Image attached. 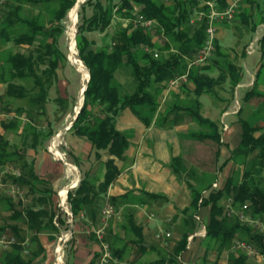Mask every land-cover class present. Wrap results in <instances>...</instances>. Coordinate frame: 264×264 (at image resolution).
<instances>
[{"label":"trees","instance_id":"16d2710c","mask_svg":"<svg viewBox=\"0 0 264 264\" xmlns=\"http://www.w3.org/2000/svg\"><path fill=\"white\" fill-rule=\"evenodd\" d=\"M51 1L57 6L48 7ZM76 1L0 0V83L5 85L4 92L0 94V103L5 112L14 109L17 114L14 118L3 121L4 127L17 128L20 122L18 117L23 112L34 124L35 119L45 114L49 90L58 80L57 70L62 62L67 60L59 47V37L64 31L63 20ZM112 1L85 0L79 5V8L85 4L92 7L89 16L81 15L82 20L77 26L75 36L78 55L89 71V80L83 91V104L70 128L75 134L85 136L91 141L97 150V155H100L99 150H104L108 157L104 161L106 170L100 183L82 179L74 190L68 192L67 199L72 216L81 211L94 215L97 197L104 195L107 187L121 172L116 160L130 163L125 153L129 146V133L116 128L117 118L124 109H130L144 125L148 126L157 111L158 98L166 88V81L188 70L187 81L194 84V89L186 97L188 99L171 104V109H184L199 123L209 126L212 132L208 136L219 142L220 133L217 124L201 115L199 98L202 94L217 95L216 86H220L226 80L229 87L223 88L229 89L228 97L231 98L233 89L242 76L241 66L230 59L229 53L220 45L217 38L214 40L213 54L206 63L187 67L189 60L203 46L208 25L206 16L200 20L196 19L194 23H190V20L195 16L196 9L208 14L211 9L207 5L199 8L195 0ZM253 2L254 0H241L234 18H239L247 24L251 15L243 3ZM26 5L36 6L37 12L34 14L32 10L26 9ZM135 6L140 7L136 11L138 15L141 14L144 19H151L156 23L153 28L164 37L162 44H156L152 40L149 29H144L139 24L134 25L132 19L135 16L133 13ZM215 6L222 11L228 6V0H216ZM259 8L262 9V6L260 5ZM114 12L128 21L126 25L116 26L107 39V30ZM261 20H264L263 14ZM226 22L224 20L216 24ZM90 31L105 32L100 45L88 36ZM257 42L263 60L264 32ZM8 43L15 46L26 45V51L13 52L8 47H4ZM145 45L159 51V56L155 58L152 53L146 52L143 49ZM122 66H129L131 69L132 80L135 83L132 93L121 94L116 84L115 73ZM213 69L219 70L216 77L206 73ZM263 75L262 61L252 87L244 96L246 101L261 100L258 102L259 108H256L246 119H238L242 129L241 139L238 147L232 152L231 159L234 165L240 168L233 171L217 188H212L213 183H209L202 188L192 189L191 203L184 209L186 222L190 228L172 248L161 255L158 260L160 264H175L186 249L190 232L195 229L194 215L198 213L200 207L208 205L210 218L206 225V236L209 241L215 242L216 249H228L233 264H256L255 261L250 260L252 257L244 250L234 247L236 240L246 241L260 255H264V231H260L256 225L242 222L237 215L227 217L224 213L226 200L234 209L246 204L245 213L252 219L260 220L264 228V175H262L264 173V91L258 88V81L264 79ZM18 80H31L32 85L27 88ZM23 99L27 101V106L21 104L15 106ZM55 100L60 102L61 98L57 97ZM185 100L187 104L183 103ZM29 121L26 129H34ZM41 135L44 137L49 134ZM38 136L39 134H36V137ZM19 150L12 147L9 141L0 135V166L10 163L18 167L21 174L9 175L8 178L18 186L26 187L31 196V199L23 204L20 198H12L8 194L0 193V200L7 203L9 209H13V213L0 225V235L6 233L16 238L11 250H4L0 264H31L32 258L25 259L21 255L25 248L22 243L26 237L34 241L38 232L59 233L60 229H65L69 225L66 213L53 201L52 191L44 187V192L37 193L36 185L40 180L32 163L22 159V152L20 153ZM173 166L175 172L182 170L179 158L173 159ZM204 190L208 193L203 196ZM144 195L154 199L162 197L148 192ZM121 197L123 195L112 196L109 201L115 205ZM125 216L126 227L138 231L139 227L131 215ZM55 217L58 225L54 223ZM22 219L26 223L27 232L18 224ZM104 239L109 243L112 254L120 258L122 249L114 245L113 240L107 235V229ZM132 243L139 249H144L142 240H134ZM98 257L99 253L95 254L94 259L88 264H96Z\"/></svg>","mask_w":264,"mask_h":264},{"label":"crops","instance_id":"0c3cea01","mask_svg":"<svg viewBox=\"0 0 264 264\" xmlns=\"http://www.w3.org/2000/svg\"><path fill=\"white\" fill-rule=\"evenodd\" d=\"M243 6L251 15L249 22L245 24L236 17L231 22L234 23L233 26L236 30L241 28L242 24L246 25L249 32L248 39L250 38L251 41L257 38L258 40L260 35L253 38V34H257L261 27L264 28V20H261L264 9L259 8L258 0H254L253 3H243ZM135 8L140 9L139 6H135ZM261 10L263 13L260 12ZM113 19L112 22L116 23L117 21ZM118 20L121 21V19ZM231 29L230 21L216 24V38L229 53L230 59L241 66V69L245 63L250 64L252 69L248 70L250 78L247 82H242L241 76L240 81L233 89L231 98L227 94H202L206 98L203 100L199 98L201 115L217 124L220 133L219 142L208 136L212 132L209 126L199 123L184 109H171L172 97L175 96L180 101L192 93L194 84L191 81H186L178 87L164 88L162 96L158 98L157 111L148 126L132 114L130 109H124L119 116L126 122V125L119 130L129 129L131 131V129H135L137 133V136L129 138V146L125 152L130 163L116 160L121 172L116 180L107 187L104 195L97 197L94 215L85 211L74 216L66 214L69 225L65 229H60L59 233L38 232L34 241L29 239L30 237H26L22 243L25 247L21 252L23 258H32L31 264H53L56 241L62 233H68L69 237L63 243V264L90 263L95 254L100 253V242L95 234L96 229L101 225L99 209L106 205H112L114 212L108 220L107 235L117 248L122 249L118 264H160L158 260L161 255L172 248L182 234L190 228L186 222L184 209L191 203L192 189L202 188L209 183L223 184L233 171L240 168L234 165L231 159L232 152L238 147L241 139L242 129L238 119H246L256 109L255 107L253 111L246 114V104H253L252 101L255 100L246 101L244 96L245 92L252 87L256 79L255 74L264 59L262 60L257 41L253 51H249L251 42L247 39L240 44V52H237L232 46L229 48L225 44L223 35L225 32L230 33ZM102 34L104 35L105 32ZM10 45L11 43H8L4 47L9 48ZM255 54L257 55L256 59L249 58ZM213 70L206 71V73L212 76ZM263 80L258 81V88L261 91H264ZM62 81L63 84L56 89L57 92L63 89L66 84L64 76L58 73L57 85H60L59 83ZM223 83H227V86ZM223 83L220 85L223 89L222 92L228 93L229 89H224L229 87L228 81ZM84 85L80 87V95L83 93ZM4 87L5 85L0 83V94L4 92ZM58 98H61L60 102L53 100L47 102L46 112L43 116L46 122L35 121L34 124L24 115L21 117L19 115L20 122L17 128H6L2 123L0 124V135L8 140L12 147L20 149L22 159L32 163L40 180L36 185L37 193L44 192V187H48L52 191V198L57 207L59 191L61 200L69 206L68 192L74 190L82 179L96 184L100 183L106 170L104 161L108 157L105 151L103 153L99 151L100 155H97V150L91 141L85 136L75 134L70 128L78 112L77 103L73 105L75 112L73 109L69 112L64 103L65 100H62L64 98ZM61 104L63 105L62 109L59 108ZM11 111L14 112V109ZM126 112H129L131 117L124 115L128 114ZM133 116L137 119H134ZM41 117L42 115L39 118ZM28 121L32 123L34 129H26ZM64 121H66L65 124H63ZM57 132H60L59 141L61 142L58 149L64 152L68 164L64 163V160L54 157L47 149L51 137ZM200 133L205 135L198 136L197 134ZM36 134L39 136L36 137ZM41 134L49 135L43 137ZM16 156L14 155V157ZM176 157L179 158L182 165V170L179 172H175L173 169V159ZM6 165L12 164L0 166V193L7 195L9 186L13 182L8 178L12 174L6 172ZM21 188L24 195L22 198H18L24 204L28 202V199H31V196L26 187ZM145 192L162 195V197L150 198L144 195ZM120 195L123 197L118 199L115 205L109 201L110 197ZM12 213L13 209H9L7 203L0 200V225ZM128 214L139 227L138 231L129 230L126 227L125 215ZM198 215L200 219L195 220V229L188 236L186 249L175 264H233L229 258V250L216 249L215 242L209 241L206 236L210 206L200 207ZM18 224L27 232V226L23 219L18 221ZM156 231L162 235L159 239L155 237ZM166 232L170 233L169 237L165 236ZM190 236H193L191 240H189ZM134 240H142L144 249L141 250L132 243ZM4 252L0 251V259Z\"/></svg>","mask_w":264,"mask_h":264},{"label":"built area","instance_id":"2783aa9c","mask_svg":"<svg viewBox=\"0 0 264 264\" xmlns=\"http://www.w3.org/2000/svg\"><path fill=\"white\" fill-rule=\"evenodd\" d=\"M198 2V7H202L204 5H207L209 7V13L205 14L203 10L196 9L195 16L191 18L190 23H194L196 19L200 20L202 17L206 16L208 18V25L206 28V40L201 47V49L198 50V53L195 54V56L189 60L188 62V68L192 65H202L207 62V60L212 56L213 51L215 49L214 47V40L216 38V23L221 21H231L234 18V14L236 12V9L238 7V4L241 2V0H229L228 6L220 11L216 8V0H195ZM75 14L77 16V12L75 11ZM134 25L139 24L141 27H144V29H149L153 26H156V23L151 19H144L141 14L137 16V18L133 21ZM76 32V29H75ZM75 35V34H74ZM257 40V39H256ZM74 41L76 42L75 38ZM74 42V43H75ZM76 44V43H75ZM143 49L146 52L152 53V55L156 58L159 56V52L157 50H153L151 47L145 45ZM70 50V49H69ZM253 43H250L249 45V51H253ZM187 73L188 70L181 74L174 76L166 81V89H170L173 87L180 86L183 82L187 81ZM14 114L10 112H5L2 108V104L0 103V124L2 121L12 119L14 118ZM60 132H57L55 135H53L49 141V144L47 146L48 151L54 156L57 157L60 160H64V163L68 164L65 160V154L64 152L59 151L58 146L61 143L59 141ZM5 170L7 173H10L15 176H19L21 174V171L18 167H15L14 165H6ZM9 190L7 194L12 198H18L23 197L24 191L21 188V186H18L17 184L13 183L11 186H9ZM218 184L213 183L212 188H217ZM208 191H203V196L206 195ZM59 201H58V207L63 210L67 215H72L70 206H67L62 200L60 191L58 192ZM201 199L199 200V202ZM224 213L227 217H230L232 215H237L238 218L242 222H248L250 224L258 226L260 231H264L263 225L260 220L252 219L250 218L246 213L245 210L247 209V205L243 204L241 208L234 209V207L231 206L229 201L224 202ZM114 212V208L112 205H106L101 207L100 209V217H101V225L98 229H96L95 234L96 237L99 239L100 242V253L98 260L96 264H118V258L115 257L114 254H112V251L110 249V246L107 241H105L104 236L106 233V229L108 226V220L112 213ZM196 220H199L200 217L198 213L194 215ZM55 225H58L56 217L54 219ZM161 233L159 231L155 232V237L159 239L161 237ZM166 237L170 236L169 232L165 233ZM68 233H62L58 241H56V246L54 249V263L53 264H63L62 256L63 255V243L66 242L68 239ZM193 236L189 237V240H191ZM16 243V238L13 235H8L6 233H3L0 235V251L9 250L13 246V244ZM235 248L244 250L247 255L250 257H255L260 255L258 251L249 243H247L244 240H236Z\"/></svg>","mask_w":264,"mask_h":264},{"label":"rangeland","instance_id":"374dc122","mask_svg":"<svg viewBox=\"0 0 264 264\" xmlns=\"http://www.w3.org/2000/svg\"><path fill=\"white\" fill-rule=\"evenodd\" d=\"M84 1L85 0H82V2H84ZM113 1L117 2L119 0H113ZM258 2L262 6V8L264 9V0H260V1L258 0ZM49 6L50 7H56L57 4L55 2L51 1L48 4V7ZM27 7H29V8H27ZM35 7H33L31 5L30 6L26 5V9L32 10V12L34 14L37 12V8H35ZM71 9L68 11L66 17L63 20L64 31L61 34V36L59 37V47L62 50V52L66 55V59L67 60H64L62 62V65H61L60 68H58L57 72L61 73V75L64 76L66 84L64 85L65 87H63V89H60L57 92L56 89H58V87L63 84V81L59 83L60 85H57V83H56L53 87L50 88L49 93H48V101H50V100L56 101L55 100L56 96L63 97L64 99H62V100H65L64 103L66 104V108H67V110L69 112H71V110L73 109V105L75 103H77V110L78 111H79L80 107L82 106L83 97L84 96H83V94L80 95L79 92H80V87L83 84L86 83V80L84 79V76H83L81 70L77 68L78 67L77 64L74 63L72 61L71 57H70V50H69L70 37L68 35V30H69L68 28H69V26L71 24L70 23L71 22L70 21ZM75 9H76L75 11L77 12V18H76V23H75V28L74 29L77 30V26L80 24V22L82 20L81 15L86 14L87 16H89L91 14V12H92V7L90 5H88V4H85L82 8L77 7ZM136 11H138L137 8L133 12L135 16L132 19V21H134L137 18V16H138ZM113 18L112 19L117 21V22L116 23L115 22H111V25H110V27L107 30L108 34H106L107 35V39H109V36H110L112 30H114L116 26H118L120 24H123V23L124 24L127 23V20L126 19L123 20L122 18H120L116 14V12H114ZM118 19H121V21L119 22ZM233 24L234 23L230 21V25L232 26V29H231L230 33L228 32L229 34L225 32L223 37L225 38V44L228 45L229 48L232 46V47H234L233 49H236L237 52H240L241 51L240 44L243 43V40L247 39V41H250V38L248 39L249 32H248V29H247L246 25L244 26L242 24L241 28H238L236 30L235 27L233 26ZM263 29H264L263 27L258 29L257 34L256 33L253 34V36H254L253 38L258 37L259 35H261L263 33ZM148 31L151 34L152 40L156 44L160 45V44H162L164 42V37L162 35H160L159 33H157V31L154 28H151ZM231 33H233L234 35H232ZM102 35H103L102 33L97 32V31L88 32V36L90 38L94 39L97 45L101 44V41H102V38H103ZM75 36H76V33L74 35V38H75ZM256 39L257 38H255V40L252 39L253 41L252 40L250 41L251 43H253V47L254 48H255V43L257 41ZM26 48H27L26 45L15 46V45L11 44L9 46V49H11V51H13V52H15V51L23 52V51H26ZM73 57H76L77 59H79L81 61V63L83 64L84 68L86 70H88L87 67L84 65L83 61L80 59V57L78 55V50H77L76 44H75V53H74ZM231 57H232V55H231ZM256 57H257V55L255 54V55H253V56H251L249 58L256 59ZM242 69H243L242 82H244V81L247 82L249 80V78H250L249 74H248V70L251 71L252 67L250 66V64L245 63L244 65H242ZM211 74H212L213 77H216L219 74V70H217V69L213 70L211 72ZM115 79H116V84H118L119 91H120L121 94L129 93V92L132 93V91L134 90V87H135V83L132 80L131 69H130L129 66L120 67L115 73ZM19 82L23 83L27 88L31 87V85H32L31 80H20ZM57 82H58V80H57ZM223 84L225 86H227V83H223ZM216 90H217L218 94H220V95H226V94L228 95L227 92H222L223 89H221V87L219 85L216 86ZM210 96H212V95H210ZM204 98H206V96L202 95L200 97V100H203ZM185 99H188V98H185ZM254 100L255 101H252L254 105L253 104H248V103L246 104V106H247L246 107V110H247L246 114L250 113V111H253L255 107L259 108V106H258L259 103L258 102L261 101V100H258V101H257V99H254ZM176 101H178V100L174 96V97L171 98V102L170 103L173 104V103H176ZM183 103L187 104L186 100ZM19 104H21L23 106H27V101L24 100V99L23 100H19V102L17 104H15V106H17ZM50 106H51V104H50ZM54 106H55V104H54ZM62 107H63V105L61 104L59 108L62 109ZM263 109H264V107H263ZM73 110L75 112V108ZM10 113H13L14 115H17L15 112H12V111H10ZM126 113H128V114H124V115H130V117H131V114H129V112H126ZM22 115H24L26 118L28 116L27 114L23 113V114L20 115V117ZM43 116L44 115H42L41 118H38V119H35V120L38 121V123L40 121L41 122H46V119L43 118ZM133 117H134V119H137V118H135V116H133ZM65 122L66 121H64L63 124H65ZM125 125H126V122L123 119L121 120L120 116H119L117 118V121H116V128H118V129L121 128L122 129V127L125 126ZM126 132L129 133L130 138L132 136H134V135L137 136L136 135L137 133H136L135 129H131V131L129 129H126ZM99 151L101 153H103L104 150H99ZM262 175H264V173H262ZM250 260L255 261L256 264H264V255H258V256L252 257Z\"/></svg>","mask_w":264,"mask_h":264},{"label":"bare ground","instance_id":"6f19581e","mask_svg":"<svg viewBox=\"0 0 264 264\" xmlns=\"http://www.w3.org/2000/svg\"><path fill=\"white\" fill-rule=\"evenodd\" d=\"M82 1V0H80ZM75 7H76V4L75 6L71 9V13H70V26H69V30H68V35L70 37V43H69V49H70V57L72 59V61L74 63L77 64V68L81 70L83 76H84V79L87 81L88 77H89V72L88 70H86L83 66V64L81 63V61L79 59H77L76 57H73L74 53H75V41H74V34L76 33L75 32V23H76V14H75ZM83 88V87H82ZM82 103V102H81Z\"/></svg>","mask_w":264,"mask_h":264},{"label":"water","instance_id":"95a60500","mask_svg":"<svg viewBox=\"0 0 264 264\" xmlns=\"http://www.w3.org/2000/svg\"><path fill=\"white\" fill-rule=\"evenodd\" d=\"M81 2H82V1L77 0L76 3H75V4H76V7H75V8L79 7V5L81 4ZM75 10H76V9H75ZM88 80H89V77H88L87 81H88ZM87 81H86V83H87ZM86 83H85V85H84V87H83V91H84V89H85V87H86ZM82 94H83V93H82Z\"/></svg>","mask_w":264,"mask_h":264}]
</instances>
